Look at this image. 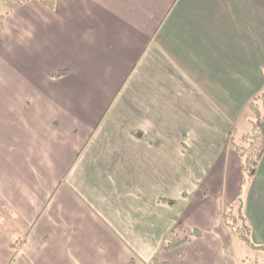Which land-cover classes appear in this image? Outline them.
<instances>
[{
	"label": "crops",
	"instance_id": "obj_1",
	"mask_svg": "<svg viewBox=\"0 0 264 264\" xmlns=\"http://www.w3.org/2000/svg\"><path fill=\"white\" fill-rule=\"evenodd\" d=\"M28 5L0 31V264H217L243 183L231 141L264 95V0ZM244 199L264 245V156ZM180 223L204 234L166 252Z\"/></svg>",
	"mask_w": 264,
	"mask_h": 264
},
{
	"label": "trees",
	"instance_id": "obj_2",
	"mask_svg": "<svg viewBox=\"0 0 264 264\" xmlns=\"http://www.w3.org/2000/svg\"><path fill=\"white\" fill-rule=\"evenodd\" d=\"M1 1L7 2L13 6H18L31 0ZM36 1H39L49 9H54L57 3V0ZM4 26L5 14H2L0 16V31L3 30ZM64 73L65 71H62L54 73V75H61ZM249 108L252 112L251 129L247 133H244L240 138L231 141L241 160L243 181L242 188L236 198L223 205L222 217L225 225L234 233L235 236L241 238L253 248H260L264 250V245H256L252 239V226L245 212L244 199V191L256 175L259 164L264 156V95L258 96L254 99L250 103ZM203 234L204 231L199 227L188 229L180 223L177 228L171 229L166 234L164 250L166 252L179 250L183 245L191 242L195 238L202 237ZM22 242H24V240L14 244L15 253L13 258L17 255L19 249L18 246ZM131 264H136L135 258H133ZM150 264H170V262L156 257L150 262Z\"/></svg>",
	"mask_w": 264,
	"mask_h": 264
},
{
	"label": "rangeland",
	"instance_id": "obj_3",
	"mask_svg": "<svg viewBox=\"0 0 264 264\" xmlns=\"http://www.w3.org/2000/svg\"><path fill=\"white\" fill-rule=\"evenodd\" d=\"M36 1V0H31ZM29 2H26L22 5H10L7 2L0 0V16L5 14V23L8 24L7 30L12 28V24L18 18V15L21 13L27 12L28 10H32L33 8L28 5ZM37 3V2H33ZM10 11L11 16L8 18V12ZM14 27V26H13ZM1 34V33H0ZM5 36V35H4ZM13 36V35H11ZM2 35H0L1 40ZM187 228V227H186ZM191 229V228H188ZM229 243L227 245V252L224 254V257L220 259L217 264H264V250L260 248H253L246 242H244L241 238L234 235V233L229 230ZM231 243V244H230ZM257 245V244H256ZM175 251H171L173 253ZM186 252V251H185ZM187 256V255H186ZM178 256L176 254H168V260L170 264H190L192 262L191 256L184 257L186 258V262L179 260H174V258ZM160 258V257H158ZM162 259V258H160ZM165 260V259H163Z\"/></svg>",
	"mask_w": 264,
	"mask_h": 264
}]
</instances>
